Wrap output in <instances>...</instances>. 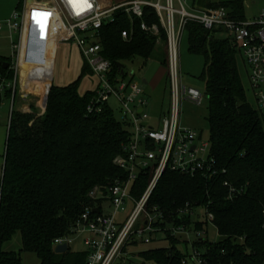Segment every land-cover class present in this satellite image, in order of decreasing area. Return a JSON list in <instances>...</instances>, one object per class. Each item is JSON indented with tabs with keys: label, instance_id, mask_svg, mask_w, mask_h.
Wrapping results in <instances>:
<instances>
[{
	"label": "trees",
	"instance_id": "trees-1",
	"mask_svg": "<svg viewBox=\"0 0 264 264\" xmlns=\"http://www.w3.org/2000/svg\"><path fill=\"white\" fill-rule=\"evenodd\" d=\"M247 1L193 0L192 5L223 7L230 18L240 21L245 19ZM141 20L157 25L158 33L143 31ZM185 30L189 52L204 57L200 78L208 97V142L216 173L191 176L166 169L147 208L157 207L162 212L163 226H191L200 233L192 246L200 252L201 264H264V117L247 101L238 67L243 58L225 32L221 28L206 30L195 21H188ZM121 31L127 32L126 38ZM158 41L165 44L166 33L150 6H144L142 19L117 10L113 20L99 29L102 54L110 60L112 74L119 72L117 63L137 57L149 59ZM0 60L10 62L9 57L1 55ZM161 65L165 66V59ZM0 74L13 78V70L4 69L2 64ZM86 75L93 73L84 60L74 81L50 87L46 102H40L42 114L11 113L0 182V264H22L21 251L34 253L40 264L85 263L84 251L68 248L56 253L54 240L68 234L91 203L88 192L93 187L106 188L122 174L113 160L123 153L130 138L126 123L110 106L88 112L96 89L79 92ZM32 78L20 84V91L44 99L48 85ZM10 96L7 90L5 97ZM2 100L0 97V105ZM150 178L148 173L138 177L132 189L135 198L143 194ZM230 187L241 192L229 196ZM199 206L205 209L204 219L197 214L192 221L190 213H181ZM208 213L213 216L210 221L206 219ZM208 222L219 239L210 240L205 235ZM17 231L21 250L4 251L3 243ZM164 238L167 246L143 250L137 253L139 258L152 264H182L188 252L177 247L179 239L168 231Z\"/></svg>",
	"mask_w": 264,
	"mask_h": 264
},
{
	"label": "built area",
	"instance_id": "built-area-1",
	"mask_svg": "<svg viewBox=\"0 0 264 264\" xmlns=\"http://www.w3.org/2000/svg\"><path fill=\"white\" fill-rule=\"evenodd\" d=\"M144 6L155 10L166 33L170 108L167 116L162 115L161 109L154 121L146 111L150 100L144 85L133 81L134 73L126 68L123 73L119 68L118 73L112 74V64L103 56L99 43V29L113 20L117 10H122L130 18L142 19ZM37 18L45 23L43 41L47 40L49 44L51 41L73 42L97 78L96 95L87 107L88 112H100L103 105H108V101L114 99L118 119L126 123L130 132L123 153L113 160L122 174L106 188L95 186L88 192L91 203L84 207L68 234L54 240V246L66 244L70 248L80 239L86 253L84 264H126L135 256L129 247L151 243L153 234L168 231L176 237L186 232L183 225L163 226L165 218L162 212L157 207L147 208L149 197L164 171L169 169L191 176L197 173L212 176L216 173L209 142L203 143L198 132L180 127L178 122L180 99L201 104L204 98L199 90L187 88L180 82L178 48L187 22L195 21L206 30L221 28L225 32L248 67L255 109L264 117V7L257 16L236 21L223 7L195 6L188 11L182 2L175 8L174 0H128L121 3L86 0V4L85 0H23L21 7H17L0 23V32L5 29L11 41L12 54L8 68L13 70L11 80L0 74V97L3 99L7 90L13 100L16 98L20 85L22 35L27 25ZM140 28L158 33L157 25H148L143 20ZM121 36L126 38L127 32L121 31ZM42 48L37 53L39 62L32 64L29 73H33L34 79L42 78L45 82L51 77L52 60L45 61L46 57L51 59L50 52L47 46ZM126 75L130 76V80H124ZM144 173L151 175L150 181L143 194L135 198L132 194L134 183ZM223 185L228 186V183L224 181ZM229 191V196L241 192L232 187ZM106 204L112 207L110 213L104 210ZM94 209H98V212ZM186 212L192 214L188 208L181 211ZM212 218V214L208 213L206 219L210 221ZM196 234L200 235L199 232ZM191 263H202L200 252L195 249L182 260V264Z\"/></svg>",
	"mask_w": 264,
	"mask_h": 264
},
{
	"label": "rangeland",
	"instance_id": "rangeland-1",
	"mask_svg": "<svg viewBox=\"0 0 264 264\" xmlns=\"http://www.w3.org/2000/svg\"><path fill=\"white\" fill-rule=\"evenodd\" d=\"M21 0H0V23H3L12 12L17 8L18 3ZM124 0H113L114 3L122 2ZM179 2L184 3L185 8L190 11L192 8L193 0H174V7H179ZM197 7V6H196ZM264 7V0H250L245 3L244 14L245 18H251L252 16H257L261 9ZM198 8H205L203 6H198ZM5 29L0 32V55L4 57H10L12 54L11 42L5 36ZM219 37H223L222 33L216 34ZM17 41V35H15L14 42ZM24 45V43H23ZM73 42H62L57 49L56 62L53 76L54 85L59 84H69L74 81L80 72L81 58L77 56V51L74 47ZM24 47V46H23ZM23 50V48H22ZM165 59V67L161 65V61ZM167 50L165 44L160 41L157 42V48L153 52L152 56L143 61L141 58L137 57L131 61H125L121 64L129 71L134 73L133 81L141 82L146 89V93L150 100V115L151 120L160 114V110L163 111V116L168 115V110L170 108V89L167 77L166 68ZM178 59H179V72H180V82L185 87L194 88L199 90L204 98L201 104H196L187 99H180L178 103V122L180 127L192 128L201 135L203 143L208 142L209 130L206 117L208 114V97L206 95V89L204 81L200 78V74L204 67V57L202 55L192 54L188 50V34L184 30L181 36V40L178 48ZM21 65H22V55H21ZM36 62V61H35ZM20 65V70H21ZM239 73L241 76L242 84L245 89L247 101L251 106L255 107L254 98L249 86L248 81V67L241 59L238 62ZM97 78L94 75H86L80 82V90L83 91L87 88L94 87ZM125 81L130 80V76L126 75ZM146 81V83H143ZM49 85V84H47ZM18 90V89H17ZM17 94V92H16ZM17 99L13 100V96L6 97L3 99V103L0 105V126L2 128V138L0 139V162L2 161V154L5 152V142H6V130L9 126V119L11 117L12 111L16 110ZM108 105L114 110L115 116L118 118L117 104L114 99L108 101ZM153 105L155 106L153 110ZM19 111V110H17ZM26 112V111H23ZM153 112V113H151ZM161 115V116H162ZM159 117V116H158ZM1 165H0V182H1ZM106 213L112 211V207L106 204L104 207ZM190 218L192 221L196 219L198 214L201 219L205 217V209L203 207H196L193 209ZM188 214V212L184 213ZM207 233L205 234L210 240L219 239V235L216 232L215 227L208 222ZM153 240L151 243H139L138 245L129 247V251L134 253L133 259L127 261L126 264H142V259L139 258L137 253L147 250L149 248L155 247H165L168 242L164 238L163 233H156L152 235ZM179 243L177 247L183 252H188L190 255L193 251L192 243L196 240L197 234L190 226L186 227V232H183L176 236ZM22 242L20 232H15L10 240L6 241L2 245L4 251H15L19 252L21 250ZM72 251H84V246L80 239H77L73 244L70 245ZM22 264H40L38 257L31 252L21 251ZM144 264H152L151 262L145 261Z\"/></svg>",
	"mask_w": 264,
	"mask_h": 264
},
{
	"label": "crops",
	"instance_id": "crops-1",
	"mask_svg": "<svg viewBox=\"0 0 264 264\" xmlns=\"http://www.w3.org/2000/svg\"><path fill=\"white\" fill-rule=\"evenodd\" d=\"M102 1L106 2L107 0H102ZM125 1H128V0H124L122 2H125ZM22 3H23V0H21L18 3L17 7H21ZM118 3H121V2H118ZM192 7H194V6L192 5ZM44 25H45V23L43 22V20L39 21V18H37V20L33 19L32 24L27 25V27L25 28V30L23 32V35H22V48H23V50H22V54H21L22 55V65H21V70H20V84L26 83L30 77H35L33 75V73L32 74L29 73V70H30V67L33 66L32 64L39 62L40 58L37 54L38 50L39 49L43 50L42 47L45 45V46H47V48H49V52H50L49 57L51 58V59H49L46 57L45 61L50 62V60H52V72H51L50 80L48 82H44L42 78H39V79L38 78H36V79L32 78V80L39 82L40 85L49 84L48 89H47L46 94H45L44 99H43V98H39L37 95H35L33 93L21 92L20 89H21L22 85H19L15 99H17L16 110H19L21 112H23V111H26V112L35 111L37 114H42L44 112V110H42V108L40 107V102L42 100L43 101L45 100V102H46L49 89L52 85H54L53 76H54V69H55V62H56V54H57V49L62 42L51 41V43L49 44L47 40L43 41L45 39ZM38 27H39V30H38ZM37 30L39 31L38 34H37V32H38ZM5 36L10 40L9 34L7 31H5ZM23 43H24V45H23ZM48 45H49V47H48ZM74 47L77 51V56L81 58V66H80V72H81L84 59H83L78 47L76 45H74ZM5 58H7V57H5ZM80 72H79V74H80ZM144 82H146V81H144ZM28 86H30V85H28ZM56 86H64V84H59ZM96 87H97V80H96L94 87L87 88L83 91H81L80 87H79V92L82 94L88 90H95ZM2 103H3V100L1 102V104ZM152 108L154 110L155 106L153 105ZM148 110H150V106H149ZM151 113H153V112H151ZM1 128H2V126H0V129ZM7 135H8V129L6 130V140H7ZM1 138H2V131H0V139ZM5 149H6V142H5ZM4 155H5V152H4V154H2V161L0 162L1 175L3 173ZM1 179H2V176H1Z\"/></svg>",
	"mask_w": 264,
	"mask_h": 264
},
{
	"label": "water",
	"instance_id": "water-1",
	"mask_svg": "<svg viewBox=\"0 0 264 264\" xmlns=\"http://www.w3.org/2000/svg\"><path fill=\"white\" fill-rule=\"evenodd\" d=\"M0 64H2L3 68L6 69L9 66V63L7 61H1ZM116 66L121 69V73H123V69L125 68L123 64L117 63ZM95 212H98V209H94ZM68 250V246L66 244L57 245L55 247L56 253H63Z\"/></svg>",
	"mask_w": 264,
	"mask_h": 264
},
{
	"label": "snow or ice",
	"instance_id": "snow-or-ice-1",
	"mask_svg": "<svg viewBox=\"0 0 264 264\" xmlns=\"http://www.w3.org/2000/svg\"><path fill=\"white\" fill-rule=\"evenodd\" d=\"M85 4H86V0H85Z\"/></svg>",
	"mask_w": 264,
	"mask_h": 264
},
{
	"label": "bare ground",
	"instance_id": "bare-ground-1",
	"mask_svg": "<svg viewBox=\"0 0 264 264\" xmlns=\"http://www.w3.org/2000/svg\"><path fill=\"white\" fill-rule=\"evenodd\" d=\"M45 82H48V81H45Z\"/></svg>",
	"mask_w": 264,
	"mask_h": 264
}]
</instances>
